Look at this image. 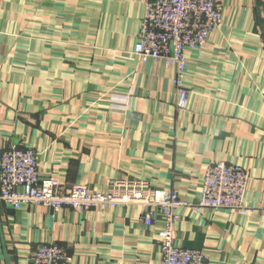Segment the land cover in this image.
Masks as SVG:
<instances>
[{"label":"crops","instance_id":"obj_1","mask_svg":"<svg viewBox=\"0 0 264 264\" xmlns=\"http://www.w3.org/2000/svg\"><path fill=\"white\" fill-rule=\"evenodd\" d=\"M144 0H0V152L36 153L41 177L104 191L114 178L173 187L195 203L203 171L249 173L245 215L182 211L176 242L209 264H264V27L258 0H220L209 39L185 53V110L175 67L131 54ZM141 206L104 210L0 202V264H30L58 243L68 264H160Z\"/></svg>","mask_w":264,"mask_h":264},{"label":"built area","instance_id":"obj_2","mask_svg":"<svg viewBox=\"0 0 264 264\" xmlns=\"http://www.w3.org/2000/svg\"><path fill=\"white\" fill-rule=\"evenodd\" d=\"M220 0H144L136 41L131 54L139 63L161 62L175 67L176 108L185 110L188 88L183 76L185 53L201 47L218 26ZM264 27V0H258ZM249 173L242 166L223 161L210 163L203 171L195 203L180 199L173 187L154 188L140 177L111 179L104 191H92L82 183L70 187L55 177H41L36 153L30 148L8 147L0 152V202L18 209L21 205H42L56 212L104 210L115 206H141L139 221L146 228L162 224L156 231L160 264H209L201 250L176 242L175 226L182 211L199 214L202 209L235 211L245 215L244 203ZM69 257L58 243H40L30 256V264H68Z\"/></svg>","mask_w":264,"mask_h":264}]
</instances>
